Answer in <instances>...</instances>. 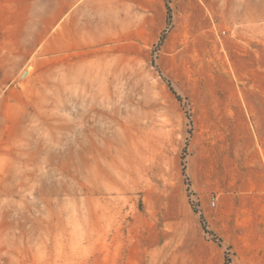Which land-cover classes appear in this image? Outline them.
<instances>
[{
    "label": "rangeland",
    "instance_id": "obj_1",
    "mask_svg": "<svg viewBox=\"0 0 264 264\" xmlns=\"http://www.w3.org/2000/svg\"><path fill=\"white\" fill-rule=\"evenodd\" d=\"M24 1L39 8V43L0 84V264H264V0H219L210 51L198 43L176 68L160 51L174 15L165 0L166 27L135 69L69 68L53 39L65 0ZM203 93L238 108L230 171L251 192L243 238L208 227L191 185L190 98Z\"/></svg>",
    "mask_w": 264,
    "mask_h": 264
},
{
    "label": "crops",
    "instance_id": "obj_2",
    "mask_svg": "<svg viewBox=\"0 0 264 264\" xmlns=\"http://www.w3.org/2000/svg\"><path fill=\"white\" fill-rule=\"evenodd\" d=\"M172 1V26L160 51L170 55L167 60L173 64L169 68H176L179 53L203 51L200 43L210 51V41L205 38L214 40L215 19L220 22L215 16L219 0ZM4 3L0 6V84H6L8 77L35 59L39 43L38 6L24 0ZM63 6V15L57 2L54 10V52L62 54L73 69L88 68L93 61L104 62L98 65L103 68H138L142 54L151 52L167 24L165 0H65ZM26 74L25 71L22 76ZM193 97L190 101L194 119L187 163L192 188L210 229L224 237L230 233L222 230L239 229L238 238H243L248 220L243 215L238 224L237 214L247 213L251 203L247 196L251 192L230 171L231 158L235 163L236 154L229 133L236 126L238 108L220 93ZM239 110L243 117L244 109ZM175 113L180 118L178 124L183 126V111L175 109ZM178 191L180 201L185 204V189ZM212 195L216 197L214 207L209 203ZM159 197L162 196H156L157 201ZM167 202L170 204L168 199Z\"/></svg>",
    "mask_w": 264,
    "mask_h": 264
},
{
    "label": "trees",
    "instance_id": "obj_3",
    "mask_svg": "<svg viewBox=\"0 0 264 264\" xmlns=\"http://www.w3.org/2000/svg\"><path fill=\"white\" fill-rule=\"evenodd\" d=\"M161 39H163V36L161 37Z\"/></svg>",
    "mask_w": 264,
    "mask_h": 264
}]
</instances>
